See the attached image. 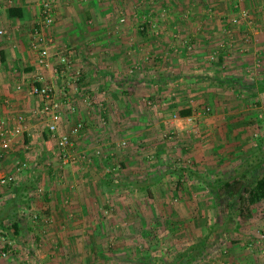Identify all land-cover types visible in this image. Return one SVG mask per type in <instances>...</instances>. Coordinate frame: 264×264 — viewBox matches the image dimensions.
<instances>
[{
  "label": "crops",
  "instance_id": "1",
  "mask_svg": "<svg viewBox=\"0 0 264 264\" xmlns=\"http://www.w3.org/2000/svg\"><path fill=\"white\" fill-rule=\"evenodd\" d=\"M0 1V29L8 32L0 35V118L7 121L8 127L23 118L21 134L0 136V226L15 231L16 238L26 230L39 233L41 264H126L119 260L126 252L121 246L117 248V242L135 246L138 235L143 231L146 234V227L152 225L145 219L148 216L138 218L132 214L139 206L134 201L131 207L124 205L121 195L124 189L131 196L135 195L133 190L151 195L156 190L151 184L154 180L131 186L128 183L137 176L150 179L160 174L151 173L153 157L146 160L140 156L141 150L122 147L123 140L134 144L143 140L149 143L148 148L160 152L174 147L181 150L183 145V150H189L191 165L182 167L177 177L188 180L190 187L184 189L192 194L199 192V186L204 188H199L200 192L216 196L221 188L202 178L232 181L236 167L254 157L249 153L256 141L247 144L246 140L230 137V129H241L225 114L246 110L235 99L247 92L264 103L263 91L257 86L249 90L242 83L247 67L264 56V27L252 32L242 27L241 21H235L231 6L236 0H62L56 23L49 31L54 41L48 50L72 48L74 73L79 72L80 79L78 84L69 76L57 80L49 70L44 71V77L70 95L74 109L68 112L64 108L63 131H71L78 122L84 124L82 132L73 137L77 160L69 165L53 156L55 141L35 113L40 98L30 92L40 68L36 54L28 47L39 0ZM252 1L261 2L247 0L248 5ZM14 7L22 12L21 16L11 15ZM254 15L257 24H264V12ZM246 32L253 35L250 43L244 41ZM136 63L142 68L131 73ZM257 70L260 75L264 72ZM260 81L264 78L252 84ZM3 99L9 102L2 104ZM149 100L157 103L149 106ZM207 105L212 113L201 118L198 127L194 119L199 116L195 115ZM182 110H190L191 114L180 116ZM184 126L191 131L204 128L206 138L192 141V146L186 143L191 139L177 140V132L184 134ZM223 128L227 131L225 137L220 136ZM232 150L247 155L242 158L230 154V171H223L219 164L227 160L222 152ZM217 152L221 154H214ZM23 163L25 167H21ZM114 165L118 169L111 171ZM9 176L18 183H3ZM249 177L251 173L243 180ZM127 180L128 185L122 183ZM212 198V204H195L203 216L201 221L217 212L218 204ZM231 204L230 211L245 212L230 213L229 258L218 263L264 264V198L250 204L236 196ZM17 210L37 212L44 221L20 219ZM35 217L38 219V214ZM207 220L211 226L218 224L214 217ZM199 222L197 227L196 223L189 225L194 226L193 235L201 243L213 234L200 237L203 224ZM28 224L31 228H24ZM139 226L142 230L137 235ZM125 228L128 235H123ZM136 248L130 257L138 256ZM10 259L0 256V264H21ZM29 264H35V260Z\"/></svg>",
  "mask_w": 264,
  "mask_h": 264
},
{
  "label": "rangeland",
  "instance_id": "2",
  "mask_svg": "<svg viewBox=\"0 0 264 264\" xmlns=\"http://www.w3.org/2000/svg\"><path fill=\"white\" fill-rule=\"evenodd\" d=\"M257 6V7H256ZM256 7V8H254ZM232 12L236 15V18H234L235 21L240 22L241 26L246 27L250 29V31L254 32L257 28L264 27V24H257L256 20L258 18L255 17L254 13L256 12H264V0H261V2L252 1L250 2V5H248L247 0H236L232 3L231 6ZM256 11V12H255ZM247 15V16H246ZM264 21V20H263ZM237 22V23H238ZM247 33V32H246ZM251 33H247L246 37L244 38V41L247 43L252 41ZM253 36V35H252ZM253 66L247 67L249 70H245V77L243 78L245 81H242V83H245L246 86H248V89L256 88L260 90V84L256 82V85L252 84V81H258V79L264 78V72L261 73V70L257 69H264V56L262 55L261 58H258L255 60ZM262 67V68H261ZM255 70L259 71L256 72ZM263 71V70H262ZM256 72V74H255ZM242 89V88H241ZM243 93L242 91H240ZM240 93V94H241ZM256 93V92H255ZM248 92L244 93L245 96L237 97L235 100L238 101L244 109L246 110L241 111L240 113L237 112V114L233 113H227L225 114L226 117H230L229 119L236 123L237 129H241L240 131L235 132L234 130L229 131L230 137L235 136L236 139H242L248 141L247 144H250V142H255V146H253V149L251 153H249L252 156L257 155L261 150L264 151V103H262V98L258 96V98H254L251 96ZM253 94V93H252ZM241 100V101H239ZM151 101V100H149ZM153 104H149L147 101V104L149 106H154L156 103L154 101H151ZM206 106H202L200 108V111H203ZM209 107H211L209 105ZM215 112V111H214ZM213 112V113H214ZM212 113V107L211 111L209 113H202L201 116L194 119V121L197 123V126L200 127V122L203 119L208 118ZM239 113V114H238ZM232 115V116H231ZM202 118V119H201ZM201 119V120H200ZM193 122V121H192ZM196 130V131H194ZM184 134H180L177 132V135L179 136L176 138L177 140H180L181 138L191 139L189 141H186V143L189 144V146H192L193 143L197 140L201 141V138L203 139L204 136L206 138V132L204 128H193L191 130H187V126H184L183 128ZM188 134V136H187ZM227 134V131H224L223 133H220L221 137H225ZM173 135V134H171ZM176 135V134H175ZM244 135V136H243ZM163 139V138H161ZM127 141V140H126ZM194 141V142H192ZM140 142V141H139ZM136 142L139 144L140 148L131 147L127 149H139L140 156L147 158L146 160H150L149 157H153L154 160L153 167L151 173H158L160 175L155 176L150 179L146 178H140L137 176V178H132L131 180L133 182L128 183L129 181H123L122 183H128L130 184H146L147 180H154L153 184L156 188L154 192L151 195H148L143 192H136V190H133L134 196L129 195L127 189H124L123 200L124 205L130 204V207L134 204H131L133 201L135 202V206L138 205L139 209L136 211L137 213L131 212L135 216L144 217L148 216L149 222L152 223L151 226L146 227V234L149 237H146V234L143 231V234H141V226L138 227L139 231L138 234V240L135 241V246H131V243L117 242V248L120 246L123 247L121 250L125 251V254H122L120 256V262H124L126 264H219L218 262L220 260L226 261L229 258L230 253V213L235 212L234 210L230 211V205L234 201V198L236 197L233 194H228L226 190L221 188L219 194L215 196L214 194H209V192L203 191L200 192L199 186H197L196 190L199 192H193L192 193H186L188 191H185L186 188L189 186L188 180H182L177 177L178 172H180L177 168V166H172L167 160L168 159L172 162H175L177 159H181V161L186 165L190 166V157L187 156V152L189 150H183L184 146L181 145V150H178L177 147H174V149L171 151H157L154 148H148V145L142 140V142ZM144 143V144H143ZM134 145V143H131ZM149 144V143H148ZM260 144L262 147H260ZM75 150V145L74 148ZM230 149V147H229ZM248 152V151H247ZM223 158H226L227 163H221L219 164L221 169L223 171H230V154H233L234 156H240L245 157V155L241 153H236L235 150H232V152H222ZM227 153V154H226ZM74 154L75 151H74ZM144 154V155H143ZM148 154V155H147ZM214 154H221V153H214ZM171 162V163H172ZM74 163V162H72ZM71 162L64 164L69 165L72 164ZM115 164V163H112ZM111 164V165H112ZM47 166V164H45ZM118 166L114 165L110 169L111 171H114V168ZM120 167V166H119ZM123 167L121 166V169ZM208 172V171H207ZM264 173V167L262 168V172ZM113 174V173H112ZM208 174H214L213 172H209ZM202 178L204 182H212L215 183L219 178ZM130 180V178H129ZM250 177L246 179V181H249ZM19 181V180H18ZM18 181L16 183H18ZM197 182V180H195ZM201 181V180H200ZM201 181V182H202ZM184 182H186V185H184ZM192 182V180L190 181ZM194 183V181L192 182ZM127 184V185H128ZM188 184V185H187ZM17 185V184H16ZM148 185V184H147ZM172 186V188H170ZM178 187L182 190H177ZM190 187V186H189ZM127 188V187H125ZM129 188V187H128ZM200 188V189H199ZM199 189V190H198ZM130 190V188H129ZM191 191V190H190ZM131 196V197H130ZM215 197V203L218 204L217 212L213 214V216L210 217L206 216L204 221H201L200 219L203 217L200 209H198L195 204L199 205L202 201H210V204H212V197ZM147 198V200H146ZM134 206V207H135ZM144 206V208H143ZM188 206V207H187ZM136 210V208H134ZM1 213L3 210L0 211ZM243 210H236V214L239 215L242 214ZM16 214L19 215L22 218H34L35 221H44L42 218L40 219L39 213L29 210H17ZM36 214H38V219L35 217ZM235 214V215H236ZM133 215V216H134ZM218 219V224L216 226H211L208 224L207 218ZM44 218H50L47 215L44 216ZM43 218V219H44ZM34 221V222H35ZM201 221V222H199ZM46 222V221H45ZM187 223V226L184 224ZM189 222L196 223V227L199 226L198 222L203 224L201 228L202 230V236L204 237L206 233H212L213 237L208 238L206 237L203 242L199 243L196 241V236L193 235L194 232V226L189 225ZM226 224V225H225ZM11 229V226H9ZM40 227V226H38ZM24 228L29 229L31 228L30 225L24 226ZM210 228H212L210 230ZM126 230V231H124ZM123 230V235L128 233V229ZM41 231V228H40ZM15 231L8 230L7 226H0V256L1 252L7 249H11V253L8 255L11 259V262L19 261L21 264H29L30 261L35 260V264L42 263L43 257L41 256L43 253V249H41L40 244V235L35 230H26L25 232L20 233V237L16 238L13 236ZM128 235V234H127ZM226 235H229L228 238H226ZM145 236L144 239H140V237ZM199 236H197L198 238ZM126 239L130 240L131 236H126ZM18 239V240H17ZM15 240V241H14ZM36 247H32V246ZM137 247V248H136ZM137 249L135 257H130L131 254L135 253L134 249ZM120 249V248H119ZM36 251H38L39 254H36ZM128 255V256H127ZM38 257V258H37ZM7 258V257H6ZM38 260V261H37ZM227 262V261H226ZM121 264V263H120Z\"/></svg>",
  "mask_w": 264,
  "mask_h": 264
},
{
  "label": "built area",
  "instance_id": "3",
  "mask_svg": "<svg viewBox=\"0 0 264 264\" xmlns=\"http://www.w3.org/2000/svg\"><path fill=\"white\" fill-rule=\"evenodd\" d=\"M62 0H39V14L38 18L31 29L28 47L32 53H35L38 59L36 82L31 86V94L38 96L40 98V105L35 110V113L42 118L45 129L48 131L51 139L55 141L54 150L52 151L53 156L62 164H67L69 162H75L77 160V155L74 154V139L75 135H78L82 132L84 128L83 122H78L69 132H65L62 129V123L64 120V108L68 112L73 111V104H70L69 93L66 91H61L55 84V82H47L44 77V71L49 70L53 77L57 80L61 76H69L72 78V82L78 84L79 82V72H75V63L73 60L74 52L72 48L58 49L55 52H50L48 50L50 44L54 41L53 37L49 35L50 29L55 25L57 20V12ZM3 9V4L0 1V18L1 11ZM247 16V15H246ZM8 32L5 29H0V35L5 36ZM142 65L136 63L131 67V73H135L138 70H141ZM73 84V83H72ZM74 85V84H73ZM76 88L77 85L75 86ZM9 101L7 99L1 100L2 104H7ZM149 104H153L151 101H148ZM73 108V109H72ZM211 107L208 105L203 111H199L198 115L201 116L202 113H209ZM189 122L193 121L192 117H189ZM23 131V118L20 120V123L13 127H8L7 121L0 118V136H16L21 134ZM6 145V144H5ZM121 146L124 148L136 147L140 148L139 144L135 143L132 145L130 142L123 140ZM167 160L172 166L188 167L186 166L181 159L175 160L172 162ZM2 161V153H0V166ZM172 162V163H171ZM25 163L21 167H25ZM5 184H12L15 182V177L9 176L2 180ZM261 238L264 239V234L261 235ZM36 247V246H32ZM11 249L2 251V257H9ZM36 254H39L36 251ZM38 258V257H37Z\"/></svg>",
  "mask_w": 264,
  "mask_h": 264
},
{
  "label": "trees",
  "instance_id": "4",
  "mask_svg": "<svg viewBox=\"0 0 264 264\" xmlns=\"http://www.w3.org/2000/svg\"><path fill=\"white\" fill-rule=\"evenodd\" d=\"M10 13L12 16L22 15V12L15 9V7L10 9ZM259 84L260 90L264 92V81H260ZM179 114L180 116H187L191 114V111L182 110ZM263 167L264 151L261 150L257 155L236 167V178L232 181L219 178L216 181V186L223 188L228 194L237 196L242 203H257L264 198V173H260ZM181 168L182 167L176 169L180 170ZM247 173H251L252 177L246 182L243 178ZM250 181H253V184L250 185ZM218 195L220 196L219 191Z\"/></svg>",
  "mask_w": 264,
  "mask_h": 264
}]
</instances>
